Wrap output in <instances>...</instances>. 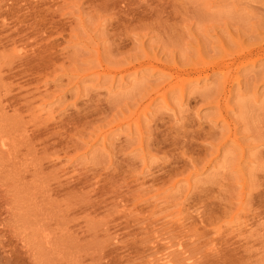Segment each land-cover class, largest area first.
Masks as SVG:
<instances>
[{
	"label": "rangeland",
	"instance_id": "rangeland-1",
	"mask_svg": "<svg viewBox=\"0 0 264 264\" xmlns=\"http://www.w3.org/2000/svg\"><path fill=\"white\" fill-rule=\"evenodd\" d=\"M0 264H264V0H0Z\"/></svg>",
	"mask_w": 264,
	"mask_h": 264
}]
</instances>
